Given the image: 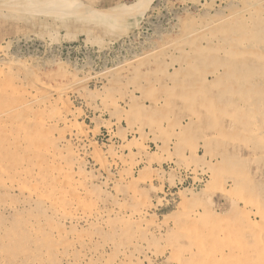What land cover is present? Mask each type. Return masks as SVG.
Wrapping results in <instances>:
<instances>
[{"label":"rangeland","instance_id":"374dc122","mask_svg":"<svg viewBox=\"0 0 264 264\" xmlns=\"http://www.w3.org/2000/svg\"><path fill=\"white\" fill-rule=\"evenodd\" d=\"M236 3L0 0V264H264V82L184 45Z\"/></svg>","mask_w":264,"mask_h":264},{"label":"bare ground","instance_id":"6f19581e","mask_svg":"<svg viewBox=\"0 0 264 264\" xmlns=\"http://www.w3.org/2000/svg\"><path fill=\"white\" fill-rule=\"evenodd\" d=\"M238 4H237V3ZM228 3V2H227ZM234 3H236L237 5H242V7H241V9H237L236 11H235V14H238V16H236V17H238L239 19V21H238V27H237V29H236V32L234 33V37H231V36H228L229 37V39H228V44L229 45H227L226 44V42L225 41H222L221 43H218V45H213V46H207L206 48H204V47H202L201 45L199 46L198 44H197V42H196V39H195V37H194V39L193 40H187V42L184 44V45H186V46H188V47H190V49H191V55H193L194 54V56H195V58H197V57H199V56H202L201 54H204V53H207V52H218L219 53V51H222V52H224L225 53V55H223L222 54V56H226L227 55V57H228V61L226 62V63H224V66H225V68H224V71L222 72V71H219V72H215L214 73V75L216 76V78H218V77H221V76H223V75H225L226 73H228V71H229V76H232L235 72H237V71H240V73H239V75H240V77L235 81V82H237L238 84H241V83H243V82H246V81H250V79L252 78V77H254V73H257V74H260V77L259 78H261V81L262 82H264V34H262V32H264V28L261 30V27L260 28H258V29H256L255 30V28L254 27H256V26H254L253 27V29L251 30V28H250V25L249 24H251V22H253L254 24H257V26H264V0H229V6L227 7V8H231V7H233L234 8V6H231L232 4H234ZM206 6V5H205ZM202 7H203V5H202ZM223 7V6H222ZM225 8H226V6H225ZM26 10V9H25ZM235 10V9H234ZM202 15H204V14H202ZM228 15V14H227ZM245 15H247L248 17H245ZM75 16V15H74ZM207 16V15H206ZM202 17H205V15L204 16H202ZM207 18H208V16H207ZM223 18V17H222ZM225 18V17H224ZM230 18H233V17H230ZM211 19V18H210ZM206 20V19H205ZM227 20V19H226ZM184 21V20H183ZM217 23V22H216ZM221 23V22H220ZM190 24V23H189ZM192 24H193V22H192ZM214 24H215V22H214ZM232 24V23H231ZM190 27V26H189ZM206 27V26H205ZM205 27H204V29H205ZM211 27H212V25H211ZM221 27V26H220ZM210 28V27H209ZM219 28V27H218ZM187 29V28H186ZM189 29V28H188ZM188 29H187V31H188ZM193 30V29H192ZM229 30H227V32H228ZM183 32H184V30H183ZM218 32V31H217ZM216 33V32H215ZM219 33V32H218ZM217 33V34H218ZM222 33V32H221ZM186 34V33H185ZM185 34H183L186 38H187V36L186 35H188L189 33H187L186 35ZM191 34V33H190ZM202 35V34H201ZM179 36V31H178V34H177V37ZM184 36H182V37H184ZM181 37V36H180ZM227 37V38H228ZM185 38V39H186ZM201 38V37H200ZM203 38H205V37H203ZM208 38V37H207ZM181 39V38H180ZM178 40V39H177ZM183 40V39H182ZM203 40V39H202ZM173 41H174V39H173ZM176 42V41H175ZM200 42H201V40H200ZM169 43V42H168ZM171 43V42H170ZM235 43V44H234ZM160 43H158V45H159ZM163 44V43H162ZM166 44V43H165ZM260 44V45H259ZM161 45V44H160ZM167 45V44H166ZM179 45V44H178ZM234 45H238V47L237 46H234ZM204 46V45H203ZM175 48H176V45H175ZM178 48H179V51H180V46H178ZM178 48H176V49H178ZM173 49V48H172ZM181 49H183V48H181ZM189 49V50H190ZM189 50H187V51H189ZM176 51H178V50H176ZM190 52V51H189ZM184 53V52H183ZM186 53H188V52H186ZM146 54V53H145ZM181 54V53H180ZM208 54H210V53H208ZM206 55V54H205ZM204 55V56H205ZM213 55V54H212ZM214 55H216V54H214ZM185 56V55H184ZM193 56V57H194ZM208 56V55H207ZM219 56V55H218ZM180 57V56H179ZM179 57H178V59H179ZM181 57H183V54H182V56ZM180 57V58H181ZM189 57H190V54H189ZM210 57H212V56H210ZM188 58V57H187ZM192 57H190V59H191ZM207 58V57H206ZM209 58V57H208ZM214 58H216V57H214ZM214 58H213V60H214ZM199 59H201V58H199ZM219 59V58H218ZM250 59L252 60V59H255L256 61H258L259 62V67H253L252 65H250ZM176 60V59H175ZM174 60V61H175ZM182 60H184V62H183V64H185V65H187V67L189 66V62L184 58V59H182ZM202 60H203V58H202ZM207 60V59H206ZM211 59H209V61H210ZM224 60H225V58H224ZM196 61V60H195ZM195 61H193L194 63H195ZM199 61V60H198ZM223 61V60H222ZM178 62V61H177ZM179 62H180V60H179ZM178 62V63H179ZM180 63H182V61L180 62ZM193 63V64H194ZM207 63V62H206ZM209 64V63H208ZM256 64V63H255ZM195 65V64H194ZM254 65V64H253ZM255 66H257V65H255ZM181 67V66H180ZM174 70H176V69H174ZM223 70V69H222ZM245 71H247V72H245ZM212 72V71H211ZM242 73V74H241ZM219 75V76H218ZM257 77V79H259ZM215 78V77H214ZM222 78H220V80H221ZM177 80V79H176ZM211 82H213V81H211ZM221 82H223V81H221ZM254 82V81H253ZM256 82V81H255ZM205 83H207V82H205ZM248 83V82H247ZM250 83V82H249ZM260 83V82H259ZM260 84H262V83H260ZM259 84V85H260ZM214 85V84H213ZM241 85H243V84H241ZM251 85H254V84H249V86H251ZM203 86V85H202ZM209 86V85H208ZM244 86V85H243ZM256 86V85H255ZM254 86V87H255ZM239 87H240V85H239ZM262 87V86H261ZM209 88V87H208ZM256 88V87H255ZM254 88V89H255ZM246 89V88H245ZM206 90V89H205ZM236 91V90H235ZM243 91V90H242ZM258 91V90H257ZM256 91V92H257ZM244 92V91H243ZM249 92V91H248ZM259 92H260V90H259ZM261 93V92H260ZM259 95V94H258ZM263 96V95H262ZM258 97V96H257ZM262 98V97H261ZM61 120V119H60ZM260 122V121H259ZM68 123V122H67ZM1 124V123H0ZM27 129V128H26ZM263 133V132H262ZM12 145V144H11ZM8 147V146H7ZM10 147V146H9ZM27 165V164H26ZM184 167V166H183ZM82 168V167H81ZM46 181H48V180H46ZM51 182V181H50ZM48 183H49V181H48ZM13 185V184H12ZM43 191V190H42ZM237 191V190H236ZM41 192V191H40ZM10 193V192H9ZM12 193V192H11ZM10 197V196H9ZM4 198V197H3ZM2 198V199H3ZM13 198V197H12ZM26 198V197H25ZM43 198V197H42ZM45 199V198H44ZM11 200V199H10ZM38 200V199H37ZM24 201H27V200H24ZM29 201V200H28ZM35 201V200H34ZM40 201V200H39ZM38 201V202H39ZM46 203V202H45ZM247 203V202H246ZM20 204V203H19ZM40 205H41V202H40ZM39 205V206H40ZM38 206V205H37ZM38 206V207H39ZM44 206H46V205H44ZM48 206V205H47ZM49 207V206H48ZM42 208V207H41ZM50 209V208H49ZM53 210V209H52ZM55 210V209H54ZM57 210V209H56ZM19 211V210H18ZM29 211V210H28ZM51 211V210H50ZM21 212H23L22 210H21ZM26 213V212H25ZM31 213V212H30ZM45 212L43 211V214H44ZM54 213V212H53ZM16 214V213H15ZM14 214V215H15ZM23 214V213H22ZM60 214V213H59ZM18 215H19V213H18ZM28 215V214H27ZM31 215V214H30ZM46 215V214H45ZM50 215V214H49ZM54 215V214H53ZM61 215V214H60ZM20 216V215H19ZM52 216V215H51ZM63 216V215H62ZM72 216V215H71ZM74 216V215H73ZM16 217H17V215H16ZM57 217V216H56ZM55 217V218H56ZM75 217H78V216H75ZM97 217V216H96ZM123 217V216H122ZM21 218V217H20ZM31 219V218H30ZM70 219V218H69ZM80 219V218H79ZM79 219H78V221H79ZM21 220V219H20ZM28 220V219H27ZM57 220H58V218H57ZM66 220V219H65ZM64 220V221H65ZM83 220V219H82ZM19 221V220H18ZM69 221V220H68ZM7 222V221H6ZM15 222V221H14ZM20 222V221H19ZM22 222H23V220H22ZM70 222V221H69ZM75 222V221H74ZM97 222V221H96ZM40 223V222H39ZM63 223V222H62ZM71 223V222H70ZM107 223V222H106ZM37 224V223H36ZM40 224H42V223H40ZM56 224V223H55ZM75 224V223H74ZM34 225V224H33ZM71 225V224H70ZM40 226V225H39ZM11 227H13V224L11 225ZM18 227H19V225H18ZM43 229H44V224H43ZM46 227V226H45ZM1 228V227H0ZM7 228V227H6ZM14 228V227H13ZM17 228V227H16ZM24 228H26V227H24ZM23 228V229H24ZM91 228V227H90ZM5 229V228H4ZM12 229V228H11ZM47 229V228H46ZM18 230H20V229H18ZM3 231V230H2ZM14 231V230H13ZM17 231V230H16ZM27 231V230H26ZM18 232V231H17ZM25 232V231H24ZM41 232V231H40ZM47 232H49L48 230L46 231V234H47ZM69 232V231H68ZM0 233H1V231H0ZM32 233V232H31ZM43 233V232H42ZM14 234H16V233H14ZM20 234V233H19ZM23 234V233H22ZM66 234V233H65ZM1 235H3L4 236V234H2L1 233ZM11 235V234H10ZM21 235V234H20ZM41 235V234H40ZM10 237H12V236H10ZM9 237V238H10ZM16 237V236H15ZM21 237V236H20ZM28 237H30L29 235H28ZM34 237V236H33ZM48 237V236H47ZM6 239V238H5ZM22 239V238H21ZM20 239V240H21ZM25 239V238H24ZM35 239H36V237H35ZM39 239V238H38ZM3 240V239H2ZM11 240H13V238L11 239ZM17 240V239H16ZM26 240V239H25ZM32 240H34V239H32ZM39 240H41V239H39ZM53 241V240H52ZM16 242V241H15ZM15 242H13V243H15ZM22 242V241H21ZM33 242V241H32ZM61 242V241H60ZM66 242V241H65ZM2 243H3V241H2ZM25 243H26V241H25ZM54 243V242H53ZM58 243H59V241H58ZM7 244V243H6ZM9 244V243H8ZM10 244H11V242H10ZM10 244L8 245V246H10ZM23 244V243H22ZM50 244V243H49ZM57 244V243H56ZM46 245V244H45ZM53 245V244H52ZM5 246V245H4ZM23 246H24V244H23ZM33 246V245H32ZM38 246V245H37ZM41 246V245H40ZM42 246H44V245H42ZM51 246V245H50ZM49 246V247H50ZM54 246V245H53ZM0 247H1V244H0ZM16 247V246H15ZM26 247V246H25ZM63 247V246H62ZM5 248V247H4ZM10 248V247H9ZM24 248V247H23ZM27 248V247H26ZM32 248V247H31ZM38 248V247H37ZM55 248V247H54ZM3 248H1V250H2ZM50 249V248H49ZM57 249H58V246H57ZM4 250H6V248L4 249ZM30 250V249H29ZM50 251V250H49ZM51 251H53V249L51 250ZM30 252V251H29ZM65 252H66V250H65ZM64 252V253H65ZM15 253H18V252H15ZM84 253V252H83ZM6 254V253H5ZM9 254V253H8ZM33 254V253H32ZM60 254H61V252H60ZM193 254V253H192ZM16 255V254H15ZM18 255V254H17ZM27 255V254H26ZM44 255V254H43ZM1 256V255H0ZM20 256V255H19ZM24 256V255H23ZM39 256V255H38ZM62 256V255H61ZM65 256V255H64ZM69 256V255H68ZM22 257V256H21ZM54 257V256H53ZM71 257H73L72 255H71ZM1 258H2V256H1ZM28 258V257H27ZM31 258V257H30ZM41 258V257H40ZM44 258V257H43ZM42 258V259H43ZM77 258V257H76ZM20 259V258H19ZM32 259V258H31ZM37 259V258H36ZM41 259V260H42ZM61 259V258H60ZM62 259H64V258H62ZM75 259V258H74ZM180 259V258H179ZM193 259V258H192ZM20 260H22V259H20ZM3 261H5V260H3ZM7 261V260H6ZM11 261V260H10ZM34 261V260H33ZM48 261V260H47ZM52 261H54V260H52ZM57 261V260H56ZM60 260H58L57 262H59ZM65 261V260H64ZM82 261V260H81ZM28 262V261H27ZM43 262V261H42ZM7 263V262H6ZM32 263V262H31ZM50 263V262H49ZM61 263V262H60ZM2 264V263H1ZM16 264V263H15ZM69 264V263H68ZM74 264V263H73Z\"/></svg>","mask_w":264,"mask_h":264}]
</instances>
